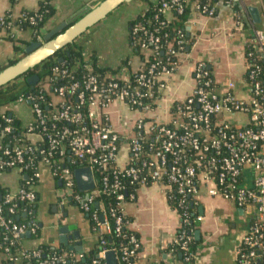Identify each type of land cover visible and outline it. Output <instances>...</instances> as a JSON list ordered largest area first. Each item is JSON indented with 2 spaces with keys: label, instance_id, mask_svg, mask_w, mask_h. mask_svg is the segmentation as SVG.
<instances>
[{
  "label": "built area",
  "instance_id": "obj_1",
  "mask_svg": "<svg viewBox=\"0 0 264 264\" xmlns=\"http://www.w3.org/2000/svg\"><path fill=\"white\" fill-rule=\"evenodd\" d=\"M190 7L203 16L213 15L212 8L201 6L195 0H161L159 12L163 17L166 12H170L175 20ZM21 18L22 13L18 19ZM173 20L165 19L166 22ZM7 22H13L11 14L0 16L1 31H8ZM30 22H34L33 18ZM11 29L7 36H12ZM139 31L147 36L152 46L151 49L143 44V52L147 55L157 52L160 37L141 25L134 30L135 33ZM36 40L42 43L41 34ZM181 44L178 42V50L172 53L177 57V62L170 68L163 66L156 74L158 67L155 64L148 77L142 72V63L138 71L133 73L142 72L134 83L130 81L131 76H105L101 81L93 74L90 63L82 64L85 74L77 79L73 74L79 63L71 69L62 65L52 68L49 75L40 78L35 94L16 102L25 101L31 105L35 121L27 128L29 136L35 135L39 141L45 137L50 150L57 153L59 164L64 163L68 153L75 160L84 162V168H90L93 174L94 171L108 173L109 176L102 179V189H97L95 182V189L85 196L74 192L76 183L70 170H53L63 183L62 198L71 200L84 213L90 214L95 234L110 235L115 232L119 235L123 227L128 226L121 206L127 198H133V193L127 197L124 179L135 190L157 184L162 187L167 199L171 193L177 196L175 208H172L181 223L176 244L180 243L181 252L186 254L185 263L191 260L187 254L192 236L182 232L183 227L191 221L189 205L197 206L205 195L233 203L250 220L249 231L243 236L237 251L238 264H264V32L255 31V53H245L244 57L246 67L243 85L248 89V100H240L233 94L234 84L228 86L226 94L219 95L211 72L204 63L198 62L194 68L195 88L183 102L172 105L171 121L167 124L148 121L145 116L156 108L150 102L157 105L163 93L168 91L167 84L161 80L162 76L173 75L180 65V58L185 54ZM114 102L139 114L130 137L120 136L105 113ZM10 106L6 105L5 110H9ZM84 106H87L86 114L81 111ZM43 107L48 112H44ZM6 114L8 111L1 114L8 124L4 132H10L11 120L6 118ZM58 123L64 125L58 126ZM122 142H128L130 156L125 166L118 162ZM27 150L31 152L32 148ZM4 155H9V152L5 151ZM41 162L51 166L49 157ZM30 167L34 166L24 159L23 150L19 148L15 149L13 160L0 161V172L14 169L25 172ZM38 179L37 169L33 179L23 184L17 195L8 194L0 203V228L7 232L5 240H10L11 245L19 243L27 233L36 234L38 225L37 222L29 226L15 224L5 217L4 206L18 200L26 203L28 214L34 213ZM105 193L114 196L115 206L121 210V215L117 216L114 208L107 212L103 203H95L96 198ZM93 204L99 210H93ZM17 213V204L7 210L9 216ZM111 218L113 226L110 224ZM199 220V217L193 219L195 222ZM101 245L105 246L106 242L102 241ZM140 248L138 238L130 236L128 247L120 255L113 250L103 249L93 264H105L108 252L114 253L117 263L132 264ZM20 251V257L29 262L42 256L40 249L27 250L21 247ZM69 256V253L59 256L55 253L45 264H66Z\"/></svg>",
  "mask_w": 264,
  "mask_h": 264
},
{
  "label": "crops",
  "instance_id": "obj_2",
  "mask_svg": "<svg viewBox=\"0 0 264 264\" xmlns=\"http://www.w3.org/2000/svg\"><path fill=\"white\" fill-rule=\"evenodd\" d=\"M100 1L53 0L55 13L41 30L42 43L66 20ZM158 1L133 0L120 6L78 38L75 45L84 55L93 56L98 68L110 70L105 76L130 77L143 63L130 47V22ZM237 1V11L222 0L214 3L212 16L198 14L190 7L185 31L193 43L180 58L177 71L171 76H162L168 91L163 93L155 110L145 116L148 121L166 124L171 121L172 105L183 102L195 88L194 68L198 62L204 63L211 72L219 95L226 94L228 86L234 84L233 94L240 100L249 99L248 89L243 85L244 57L249 47L254 48L255 31L264 32V0ZM38 8L39 0H20L14 5L11 0H0V16L10 13L14 22L23 11H37ZM248 8L257 10V21ZM164 17L168 21L173 20L170 12H166ZM11 33L12 41L8 40L7 32L0 30V71L25 57L26 50L34 43L29 29L21 30L13 26ZM4 107H0V115L8 111L23 130L34 124L35 116L29 103H13L9 110ZM105 113L120 136L126 138L132 135L139 114L130 112L118 102H114ZM28 139L31 143L39 142L35 135L28 136ZM1 143L0 137V146ZM127 145L128 142L121 143L118 158L121 166H125L130 157ZM38 173L36 220L40 230L36 237L24 236L22 246L27 250L41 246L52 250L64 249L77 259H84L97 240L87 215L71 200L62 198L63 183L54 175L49 164L41 162ZM25 179L26 176L18 169L0 172V188L15 196ZM196 207L195 219L199 217L201 220L196 222L195 229L190 233L198 245L192 264H238L237 251L250 227L248 217L236 205L219 197L204 195ZM121 208L129 219V229L137 235L141 245V251L132 264H184L182 256L171 250L180 233V217L169 205L160 185L137 188L133 198L127 199ZM7 260L8 257L0 251V264H6Z\"/></svg>",
  "mask_w": 264,
  "mask_h": 264
},
{
  "label": "trees",
  "instance_id": "obj_3",
  "mask_svg": "<svg viewBox=\"0 0 264 264\" xmlns=\"http://www.w3.org/2000/svg\"><path fill=\"white\" fill-rule=\"evenodd\" d=\"M53 0H39V8L37 11H23V18L17 19L15 22L13 21L11 24H8L7 22V32L10 31V29L13 26H17L21 30H31L33 32V42L37 43V36L41 34V30L44 28L46 22L53 17L55 11L52 5ZM160 1L157 3H153L149 5V8L143 12L141 15L137 16L134 20L130 22V32H129V43L130 47L132 48L133 52L137 55H139L143 62V70L142 72L146 74L149 77V71L151 67L155 64H157V71L156 74L159 73L161 70V67L166 66L167 68H170L175 62H177V57L172 54L173 52H176L179 48L178 42H182L181 46H183V52L186 53L187 48L191 47L193 41L186 35L185 31V24L188 18V15L190 13V8H187L185 13L182 16H177L175 20L171 22H166L163 15L159 12L160 10ZM198 2L201 6H208L209 8L213 7L214 3H217L220 0H195ZM225 4H229L231 7L234 8V10L237 11V0H222ZM11 3L14 5L17 2L14 0H11ZM10 15V13H8ZM33 18L34 22L31 23L30 19ZM141 25L144 26L148 32L154 33L157 36L160 37V43H159V50L153 54L146 55L143 53L142 45L145 44L147 48H151L152 46L149 45L147 41V36L144 35L142 32H134L136 26ZM10 28V29H9ZM181 33V35L179 34ZM42 36V35H41ZM14 38L13 36H8V40L12 41ZM17 50V49H16ZM253 52L255 53V50L253 47H249L246 50V53ZM55 59H58L55 60ZM63 59L62 63H59V60ZM14 63V62H13ZM11 63L10 65H12ZM79 63L77 70L74 72V76L77 79H80L82 75H84V71L82 68V64L90 63L92 65L93 74L97 75L98 78L103 81L105 75L107 72H110V70H104L98 68L95 62V58L91 55H84L81 51V49L76 45H70L67 48L60 50L56 53V55L47 61H45L43 64L35 68L34 70L27 73L25 76L3 86L0 88V107H4L6 105L12 104L16 101H18L22 97H27L29 95L35 94L37 87L31 86L28 83V78H30L33 75H38L39 78H43L50 74L52 68L56 66H67L71 69V67L74 66V64ZM261 64V62H260ZM112 72V71H111ZM142 72H139L138 74H132L130 77V81L134 83L137 80V75L141 74ZM113 73V72H112ZM152 104V107H155L156 105L154 102H150ZM44 112H48L46 110V107H43ZM83 114L87 113V106L81 109ZM6 118H9L11 120L10 123V132H4V128L8 126V124L5 123L4 119L0 115V137L2 140L1 148H0V161L3 160H13L14 158V151L16 148H19L20 150H23V157L24 159L32 164L34 167H30L27 171L22 172L26 179L23 181L22 184H25L27 181H31L33 179V174L37 171L38 165L44 158H48L51 160V168L52 170H58L59 172L63 169H68L71 171L72 174H74V171L77 169L84 168L86 164L82 161L75 160L71 155L68 153L65 155L64 163L61 165L58 163V155L56 152L50 150L48 146V142L46 138L42 141H39L35 143L34 145L31 144V142L28 139L29 132L27 129L23 130L18 121L15 120L12 116L9 114H6ZM63 123H58V126H63ZM31 147L32 151L28 152V148ZM8 151L9 155H4V152ZM43 153V154H41ZM51 155V156H50ZM30 159V160H29ZM109 176L108 173H102V171H94V178L96 182V188H101V182L104 177ZM123 183L127 186V197H129L130 194L134 193L135 187L129 186V181L127 179L123 180ZM75 193H79L76 185L73 188ZM82 194V193H81ZM8 194L4 192L0 188V203H2L5 200V197ZM128 199V198H127ZM176 199L177 196L174 193H171L168 195V203L172 208H175L176 205ZM75 206L76 204L72 202ZM95 203H103L106 211L108 212L111 208H114L116 210V215H121V210L119 208H116V200L114 196H112L109 193L101 194L98 196L95 200ZM17 204V211L18 213L15 216H9L7 214V210L13 205ZM36 204L34 205V213L28 214V206L25 202H19L18 200H13L9 205L4 206V215L7 219H11L12 222L15 224H27L28 226L31 225L33 222H37L36 220ZM93 210H99L98 206L96 204L92 205ZM196 206L189 205V213H190V223L185 225L182 229V232L185 231L187 234L191 233L195 229L196 222L193 221L196 216ZM89 219L91 228L94 227V222L90 218V214L85 213ZM123 218L126 222H128V226H124L121 234L117 235L115 232H113L110 235H96V243L93 247V249L84 256V259H77L75 256L72 255L71 252H68L64 249H58V250H52L49 247L41 246L39 249L42 252V256L39 259L31 260L29 262L28 260H25L20 257L21 251L20 248L22 246V241L19 243H15L11 245L10 240H5L8 236L7 232L0 228V251L7 255L8 260L6 264H45V262L50 259V257L53 254H57L58 256L63 253H69L70 256L68 257V261L66 264H93V262L97 259L99 253L103 249L113 250L118 255L121 254L123 249H126L128 247V241L130 236H136L137 235L129 229V219L123 215ZM110 224L113 226V218L110 219ZM38 228L36 230V234H34L32 237H36L39 233V224L37 222ZM105 241L106 245L102 246L101 242ZM7 249V252H6ZM198 245L195 243V241L192 239V242L189 245V252L188 256L191 258L190 263L192 264L195 258V254L197 252ZM171 250L176 255H181L182 260L184 261V257L186 254H183L180 249V243L174 244L171 247ZM141 251V248L138 252ZM12 259V260H11ZM16 259L17 261H14ZM135 261V260H134ZM119 264V263H117ZM184 264H187L184 262Z\"/></svg>",
  "mask_w": 264,
  "mask_h": 264
},
{
  "label": "water",
  "instance_id": "obj_4",
  "mask_svg": "<svg viewBox=\"0 0 264 264\" xmlns=\"http://www.w3.org/2000/svg\"><path fill=\"white\" fill-rule=\"evenodd\" d=\"M133 0H101L94 7H86L61 26L50 32L43 43H33L26 50V56L0 71V88L25 76L48 59L54 57L57 52L75 45L76 40L83 36L96 24L104 20L120 6L130 3ZM90 9H92L91 12ZM249 12L257 21V10L248 8ZM86 13V14H85ZM85 14V15H84ZM84 15V16H83ZM78 18H81L78 20ZM63 59L59 60L62 63ZM40 78L33 75L28 78L31 86H36ZM74 179L78 191L87 196V193L95 189L94 174L90 168H81L74 171ZM25 236H30L27 233ZM77 239V238H76ZM61 242L65 240L61 239ZM106 264H117L114 253L108 252L105 255Z\"/></svg>",
  "mask_w": 264,
  "mask_h": 264
}]
</instances>
